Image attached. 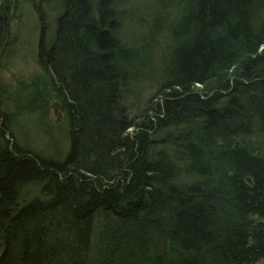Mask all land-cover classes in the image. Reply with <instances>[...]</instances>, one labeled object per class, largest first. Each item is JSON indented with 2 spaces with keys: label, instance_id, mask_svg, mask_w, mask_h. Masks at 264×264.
<instances>
[{
  "label": "trees",
  "instance_id": "16d2710c",
  "mask_svg": "<svg viewBox=\"0 0 264 264\" xmlns=\"http://www.w3.org/2000/svg\"><path fill=\"white\" fill-rule=\"evenodd\" d=\"M121 1L0 2V70L28 5L68 138L21 143L46 87L0 80V264L263 261L264 0H153L133 44Z\"/></svg>",
  "mask_w": 264,
  "mask_h": 264
},
{
  "label": "rangeland",
  "instance_id": "374dc122",
  "mask_svg": "<svg viewBox=\"0 0 264 264\" xmlns=\"http://www.w3.org/2000/svg\"><path fill=\"white\" fill-rule=\"evenodd\" d=\"M1 2V0H0ZM120 9L124 10L126 18H122V39L127 44L138 41L145 31L144 21L153 7V0H122ZM24 18L21 22V33L9 61L0 70V80L5 92L14 94L19 86L38 81L39 87H46L44 110L35 109V113H26L14 122L13 128L21 143H25L30 150L37 151L44 156L64 158L68 150L67 126L60 104L53 93L47 88L43 73L36 64V52L40 28L36 22L35 12L24 5ZM32 9V8H31ZM33 10V9H32ZM41 85V86H40ZM42 111V112H41ZM41 112V114L39 113ZM33 188L23 191L21 198L29 200L36 196ZM257 264H264V260Z\"/></svg>",
  "mask_w": 264,
  "mask_h": 264
}]
</instances>
